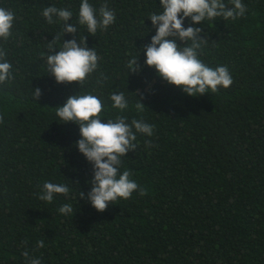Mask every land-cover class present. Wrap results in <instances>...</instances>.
<instances>
[{"label": "trees", "instance_id": "16d2710c", "mask_svg": "<svg viewBox=\"0 0 264 264\" xmlns=\"http://www.w3.org/2000/svg\"><path fill=\"white\" fill-rule=\"evenodd\" d=\"M81 3L0 0L15 16L11 35L0 38V62L11 64L14 77L0 83V264H28L24 251L41 264H264V0H242L247 10L236 19L196 25L205 38L198 58L213 69L227 66L233 77L230 87L198 96L145 65L144 46L157 31L150 14L163 12L161 0H89L98 18L104 4L116 17L95 35L79 23ZM49 6L71 11L77 33L63 35L58 17L49 23ZM56 36L54 52L63 40L85 37L95 49L98 67L82 86L58 83L48 72ZM133 57L139 73L127 67ZM114 92L124 93L125 110L113 107ZM76 94L101 100L102 122L124 116L153 126L152 136L136 133L137 147L119 169L131 170L146 195L138 189L103 212L79 198L91 190L93 165L74 143L79 125L56 115ZM141 96L145 108L138 111ZM45 182L67 184L69 195L40 200ZM64 204L71 215L59 212Z\"/></svg>", "mask_w": 264, "mask_h": 264}, {"label": "clouds", "instance_id": "9594fccd", "mask_svg": "<svg viewBox=\"0 0 264 264\" xmlns=\"http://www.w3.org/2000/svg\"><path fill=\"white\" fill-rule=\"evenodd\" d=\"M162 13L150 14L153 26L157 29L152 36L151 42L146 48L145 65L154 67L159 76L169 84H174L191 96H198L209 92L215 93L222 86L228 88L233 83V77L227 66H219L215 69L206 66L199 58L197 49L199 41L205 39L201 36L203 28L196 25L222 17L236 19L243 16L246 6L242 0H232V7H228L223 0H161ZM72 12L68 9H59L55 6L45 7L43 16L49 23H54L53 17H58L64 22L63 35L65 33H77V27L69 24ZM15 16L11 11L0 7V38L5 40L11 35ZM115 13L104 4L99 10V18L96 10L89 0H82L79 9V23L87 26V31L95 35L98 28L106 29L115 22ZM186 19L191 21L188 27L184 26ZM57 36L49 42L50 52L47 56L48 72L51 73L58 83L79 82L82 86L89 74L98 67L99 57L94 48L87 46V38L80 42L73 38L63 40V47L59 52H54V42ZM183 41V46L177 41ZM86 41V43H85ZM191 41V46H188ZM6 53L0 49V61ZM139 57H133L128 61L129 72L139 73L143 66L138 64ZM12 66L9 62H0V83L14 79ZM104 79H107L104 77ZM101 83L103 81H100ZM42 94L39 87L33 92L34 98L38 99ZM111 100L113 107L125 110L128 101L123 92L113 93ZM141 96L136 104L138 111H143L145 104L141 102ZM56 115L59 121L64 123L74 122L79 125L81 138L74 143L79 151L93 165V177L89 181L91 190L85 195L79 191V198H86L92 206L100 212L107 210L109 203H114L118 198L129 199L133 192L139 189L141 196L146 195V190L139 187L136 181L130 179L131 170H125L121 174L119 169L122 157L135 151L137 145L136 133L152 136L153 126L143 120L133 119L127 123V118L118 116L115 121L102 122L101 113L103 104L94 95H71L65 104L56 107ZM4 116L0 114V123ZM135 129V131H133ZM147 145L151 141L146 142ZM70 189L67 184H55L45 182L42 186L39 199L51 204L55 195H69ZM62 215H71L73 207L64 204L59 207ZM27 243L26 241L24 242ZM44 247V241L40 240L36 245ZM23 256L28 264H41L39 258L29 259V252L24 251Z\"/></svg>", "mask_w": 264, "mask_h": 264}]
</instances>
